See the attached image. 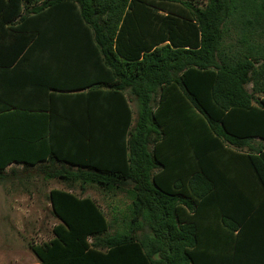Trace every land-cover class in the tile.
I'll use <instances>...</instances> for the list:
<instances>
[{"label":"trees","instance_id":"1","mask_svg":"<svg viewBox=\"0 0 264 264\" xmlns=\"http://www.w3.org/2000/svg\"><path fill=\"white\" fill-rule=\"evenodd\" d=\"M40 40L88 44L75 63L96 75L32 95L21 75L0 98V183L130 205L116 230L95 200L51 189L60 223L31 246L38 264H264V224L232 181L254 170L264 188V0H0L1 64L23 67Z\"/></svg>","mask_w":264,"mask_h":264},{"label":"rangeland","instance_id":"2","mask_svg":"<svg viewBox=\"0 0 264 264\" xmlns=\"http://www.w3.org/2000/svg\"><path fill=\"white\" fill-rule=\"evenodd\" d=\"M131 106L135 110L133 102ZM51 189L69 190L79 197L95 200L108 221L113 223L116 218V230L128 221L130 200L121 193L109 194L94 185L81 188L76 184L69 189L59 180H44L40 176L8 180L0 183V264L39 263L31 246L52 239L53 228L60 223L50 207Z\"/></svg>","mask_w":264,"mask_h":264},{"label":"crops","instance_id":"3","mask_svg":"<svg viewBox=\"0 0 264 264\" xmlns=\"http://www.w3.org/2000/svg\"><path fill=\"white\" fill-rule=\"evenodd\" d=\"M27 25L24 26L25 31L30 30L29 25L31 24ZM258 41L259 39L256 40V42ZM262 44H264V41ZM85 47L90 46L84 42H49L40 40L33 45L30 55L24 58L23 67L14 70V65L1 64L4 62L0 60V98L10 96L17 90L18 86L16 83L20 82L21 75H23V86L20 85V88L27 95H30L31 91L41 90V82L46 81L49 75L53 76L58 82H64L66 85L89 81L96 75L93 70L91 69L90 74V71L78 67L77 63H75L86 59L87 54L82 51L86 49ZM6 61L9 63V60ZM71 65L75 67L70 68L69 66ZM258 80L260 81V79ZM261 80L264 83V79ZM246 90L252 93V83L246 86ZM252 94L254 96L253 105H257V101L264 100V92ZM260 117L264 124V115H260ZM257 143L259 145L262 144L259 139H253L250 143L249 151H251V146ZM235 175L238 176H234L232 180L234 186L237 187L239 192L245 193L247 196L248 217L255 225L264 224V188L260 185L256 172L254 170L247 171V179H244L245 176L242 175L245 174L241 172Z\"/></svg>","mask_w":264,"mask_h":264}]
</instances>
